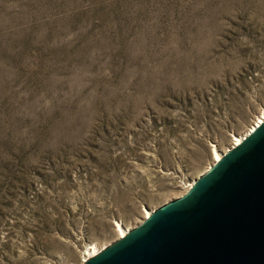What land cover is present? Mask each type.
I'll list each match as a JSON object with an SVG mask.
<instances>
[{"label":"rangeland","instance_id":"374dc122","mask_svg":"<svg viewBox=\"0 0 264 264\" xmlns=\"http://www.w3.org/2000/svg\"><path fill=\"white\" fill-rule=\"evenodd\" d=\"M262 112L264 0H0V264H86Z\"/></svg>","mask_w":264,"mask_h":264},{"label":"water","instance_id":"95a60500","mask_svg":"<svg viewBox=\"0 0 264 264\" xmlns=\"http://www.w3.org/2000/svg\"><path fill=\"white\" fill-rule=\"evenodd\" d=\"M86 264H264V124Z\"/></svg>","mask_w":264,"mask_h":264},{"label":"bare ground","instance_id":"6f19581e","mask_svg":"<svg viewBox=\"0 0 264 264\" xmlns=\"http://www.w3.org/2000/svg\"><path fill=\"white\" fill-rule=\"evenodd\" d=\"M263 124H264V113L262 112L259 116L256 117L254 123L251 125V127L248 129V131H246L245 133H243L241 135L233 137V143L231 145V148H227L226 150L220 152L215 147H213V150H212V159H213L212 163H213V165L221 162L222 158L224 157V154L230 152L232 148L240 146L246 138H248L253 132H255L257 130V128L261 127V125H263ZM211 168L212 167L210 165L208 167L207 172ZM194 184H195V180H193V182L189 183L187 186L189 188H192L194 186ZM152 214H153V211L146 210L144 213V217H143L144 220L149 219ZM116 232H117L118 238L121 239V238H125L129 234L130 229L123 227L120 223H117L116 224ZM104 248L105 247L99 248L95 244L89 246L85 252L84 261L97 256L98 254H100V252L102 250H104Z\"/></svg>","mask_w":264,"mask_h":264}]
</instances>
